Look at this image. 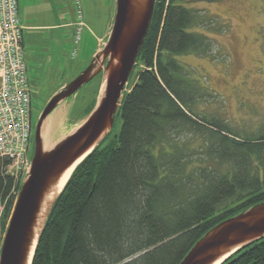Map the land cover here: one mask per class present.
I'll list each match as a JSON object with an SVG mask.
<instances>
[{
    "label": "trees",
    "instance_id": "1",
    "mask_svg": "<svg viewBox=\"0 0 264 264\" xmlns=\"http://www.w3.org/2000/svg\"><path fill=\"white\" fill-rule=\"evenodd\" d=\"M189 1H155L139 73L117 113L120 131L74 169L31 264H179L216 224L264 202V127L238 137L195 111L207 89L176 57L205 56L212 45L193 30ZM8 165L0 158L1 233L24 178L5 173ZM222 264H264V238Z\"/></svg>",
    "mask_w": 264,
    "mask_h": 264
},
{
    "label": "rangeland",
    "instance_id": "2",
    "mask_svg": "<svg viewBox=\"0 0 264 264\" xmlns=\"http://www.w3.org/2000/svg\"><path fill=\"white\" fill-rule=\"evenodd\" d=\"M41 1L42 12H38L44 18L40 22V16L35 17L34 24H43L51 19L52 13H57V16L52 14L54 23L69 28L49 33L23 32L27 76L33 86L30 158L39 115L91 63L98 52L87 63H83L84 57L94 51L99 37L108 31L109 36L116 6L115 0H79L85 27L78 45L74 46L78 21L72 0ZM184 6L197 11L198 21L193 30L205 34L212 45L208 55L176 57L189 80L207 89L195 111L207 119L220 118L238 137L252 138L264 127V0H190ZM68 24L74 26L71 28ZM74 49L77 56L71 60ZM138 73L139 67H136L127 87L133 86ZM101 76L97 75L46 117L40 132L43 142L48 139L53 146L80 127L85 110L94 101ZM121 123L120 115H116L110 138L119 133ZM11 172L9 167L5 170V173ZM3 236L0 232V248Z\"/></svg>",
    "mask_w": 264,
    "mask_h": 264
},
{
    "label": "water",
    "instance_id": "3",
    "mask_svg": "<svg viewBox=\"0 0 264 264\" xmlns=\"http://www.w3.org/2000/svg\"><path fill=\"white\" fill-rule=\"evenodd\" d=\"M155 1L115 0L113 26L104 47L39 115L29 169L2 239L0 264H31L45 221L62 191H58L60 181L112 130L147 35ZM99 74H102L101 82L92 111L74 133L44 149L40 132L46 117ZM263 238L264 202L216 224L191 247L179 264H216L222 260L223 263L237 251Z\"/></svg>",
    "mask_w": 264,
    "mask_h": 264
},
{
    "label": "built area",
    "instance_id": "4",
    "mask_svg": "<svg viewBox=\"0 0 264 264\" xmlns=\"http://www.w3.org/2000/svg\"><path fill=\"white\" fill-rule=\"evenodd\" d=\"M72 2L78 21L73 40L76 46L85 26L80 1ZM23 50L17 0H0V158L9 161L14 176L26 175L30 165L33 88ZM75 54L76 49L71 52Z\"/></svg>",
    "mask_w": 264,
    "mask_h": 264
},
{
    "label": "crops",
    "instance_id": "5",
    "mask_svg": "<svg viewBox=\"0 0 264 264\" xmlns=\"http://www.w3.org/2000/svg\"><path fill=\"white\" fill-rule=\"evenodd\" d=\"M17 7H18V17H19V21H20V25L22 27V39H23V49H24V38H23V32H27V31H31V32H36V31H40V32H56V31H60V28H65L68 29L69 27L64 26V24H55L54 20L52 18V14L51 19H47L46 21L43 22V24H39L42 19L44 18V15L39 14L38 11L42 12V1L41 0H17ZM35 10L38 13H35ZM54 16H57V13L53 14ZM40 16L41 20L39 23L34 24V18ZM71 28H72V24H68ZM109 32V31H108ZM108 32L105 33L103 36L99 37L96 41V48L94 49V51L92 53L87 54L84 58H86L85 60H83V63H87V61H89L91 59V57L100 51V49L102 48V44L105 42L107 36H108ZM77 56V49H76V54L75 56L70 55V59H75ZM25 58V57H24ZM83 59V56H82ZM82 63V64H83ZM32 86V85H31ZM33 88V86H32Z\"/></svg>",
    "mask_w": 264,
    "mask_h": 264
},
{
    "label": "bare ground",
    "instance_id": "6",
    "mask_svg": "<svg viewBox=\"0 0 264 264\" xmlns=\"http://www.w3.org/2000/svg\"><path fill=\"white\" fill-rule=\"evenodd\" d=\"M103 91H104V88H103ZM45 135H47V133H46ZM43 145H44V149H49V148L52 147V145L50 146L48 139H46V140L44 141V144H43ZM8 166H9V165H8ZM8 166H7V167H8ZM6 169H7V168H6ZM72 172H73V169L69 170V171L64 175V177H63L62 180L60 181V185H59V189H58V191H61V190L63 189V187L65 186V184H66V182L68 181L69 177L71 176ZM25 176H26V175H24V177H25ZM222 261H223V260H222ZM222 261H219V262H217L216 264H221Z\"/></svg>",
    "mask_w": 264,
    "mask_h": 264
}]
</instances>
